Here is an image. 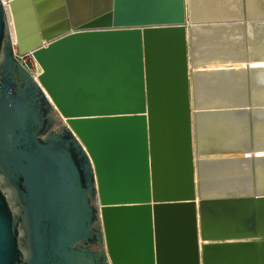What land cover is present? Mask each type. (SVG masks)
Listing matches in <instances>:
<instances>
[{
  "label": "water",
  "instance_id": "95a60500",
  "mask_svg": "<svg viewBox=\"0 0 264 264\" xmlns=\"http://www.w3.org/2000/svg\"><path fill=\"white\" fill-rule=\"evenodd\" d=\"M18 1L0 0V264H264V0H25L26 35Z\"/></svg>",
  "mask_w": 264,
  "mask_h": 264
},
{
  "label": "rangeland",
  "instance_id": "374dc122",
  "mask_svg": "<svg viewBox=\"0 0 264 264\" xmlns=\"http://www.w3.org/2000/svg\"><path fill=\"white\" fill-rule=\"evenodd\" d=\"M217 1H219V0H217ZM226 1H228L230 3L229 5L234 3V0H226ZM252 1H254V0H252ZM18 3H19L18 9H21V12H20L21 19L19 20V23L21 24V30L24 31L23 34L26 35V34L31 33L33 30L32 24L30 22H28V20H29L28 12L25 9L27 2L25 0H19ZM15 11H16V9H15ZM260 32H261V29H260ZM23 52H25V50H22V53ZM208 89L209 88H207V92H208ZM217 116L226 118L228 120V122H230L229 127L234 133L240 134L242 132L243 127H244V117H242L241 114L239 116H236L235 114H232V113H218ZM259 116H261V115H259ZM241 176H243V175H241Z\"/></svg>",
  "mask_w": 264,
  "mask_h": 264
},
{
  "label": "built area",
  "instance_id": "2783aa9c",
  "mask_svg": "<svg viewBox=\"0 0 264 264\" xmlns=\"http://www.w3.org/2000/svg\"><path fill=\"white\" fill-rule=\"evenodd\" d=\"M14 54L18 60L37 78L41 73V65L31 51L21 53L18 50L17 44H14Z\"/></svg>",
  "mask_w": 264,
  "mask_h": 264
},
{
  "label": "bare ground",
  "instance_id": "6f19581e",
  "mask_svg": "<svg viewBox=\"0 0 264 264\" xmlns=\"http://www.w3.org/2000/svg\"><path fill=\"white\" fill-rule=\"evenodd\" d=\"M203 1V0H202ZM210 0H205V1H203L204 3H206L207 5H208V7H211V8H214L215 6H217V8H215V9H218V7H220V9H225V8H227L228 7V5L230 4V3H226L225 2V0H219V1H217L216 0V2H218V4L216 5L214 2L215 1H213V2H209ZM252 1V0H251ZM255 1V0H254ZM200 2H201V0H200ZM199 2V3H200ZM237 3H238V0H235L234 1V4L232 5V7H235V6H237ZM202 6V4L200 3L199 4V8ZM230 6V5H229ZM10 20H11V17H10ZM11 22V28H12V32L14 31V26H13V22H12V20L10 21ZM13 37H14V35H13ZM256 65H264V60L263 61H261V62H257L256 63ZM42 69V68H41ZM260 151H262V150H260Z\"/></svg>",
  "mask_w": 264,
  "mask_h": 264
},
{
  "label": "crops",
  "instance_id": "0c3cea01",
  "mask_svg": "<svg viewBox=\"0 0 264 264\" xmlns=\"http://www.w3.org/2000/svg\"><path fill=\"white\" fill-rule=\"evenodd\" d=\"M213 1H215L214 3L217 5L218 4V2H216V0H210L209 2H213ZM235 1V0H234ZM108 2H109V0H94V1H92V4L94 3L95 5H94V8H96L97 10H101V9H104L106 6H107V4H108ZM225 2L226 3H229L228 1H226L225 0ZM88 4L89 3V1L87 0L86 2L83 0L82 1V4L84 5V4ZM185 3L187 4V1H185ZM234 4V3H233ZM233 4H231L230 6H232ZM214 8H217V6H215Z\"/></svg>",
  "mask_w": 264,
  "mask_h": 264
},
{
  "label": "flooded vegetation",
  "instance_id": "af4514ba",
  "mask_svg": "<svg viewBox=\"0 0 264 264\" xmlns=\"http://www.w3.org/2000/svg\"><path fill=\"white\" fill-rule=\"evenodd\" d=\"M92 248H93V249H97V248H98V246H97V245H95V244H93V245H92Z\"/></svg>",
  "mask_w": 264,
  "mask_h": 264
}]
</instances>
